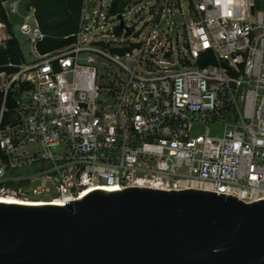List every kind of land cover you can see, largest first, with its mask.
<instances>
[{
    "label": "built area",
    "instance_id": "obj_1",
    "mask_svg": "<svg viewBox=\"0 0 264 264\" xmlns=\"http://www.w3.org/2000/svg\"><path fill=\"white\" fill-rule=\"evenodd\" d=\"M112 1L83 0L73 40L41 52L26 0L19 31L33 58L0 73V195L59 204L137 186L264 199V0H189L179 26V0H149L130 28L137 0L108 15ZM20 3L2 2L8 18ZM108 19L124 39H106ZM10 36L0 21V45Z\"/></svg>",
    "mask_w": 264,
    "mask_h": 264
},
{
    "label": "water",
    "instance_id": "obj_2",
    "mask_svg": "<svg viewBox=\"0 0 264 264\" xmlns=\"http://www.w3.org/2000/svg\"><path fill=\"white\" fill-rule=\"evenodd\" d=\"M0 264H264V199L136 186L0 202Z\"/></svg>",
    "mask_w": 264,
    "mask_h": 264
},
{
    "label": "trees",
    "instance_id": "obj_3",
    "mask_svg": "<svg viewBox=\"0 0 264 264\" xmlns=\"http://www.w3.org/2000/svg\"><path fill=\"white\" fill-rule=\"evenodd\" d=\"M0 0V21L6 25L10 38L4 46L0 45V73L9 75L16 71L17 66L24 60L20 45L13 34L12 25L7 17ZM129 0H113L108 8V15L119 13ZM83 0H27V8L32 7L34 18L45 37L38 43L41 52L69 44L71 36L77 29V24ZM16 92L8 91L5 98L7 111L3 113V122L6 123L12 116L15 108ZM3 102V92L0 91V107Z\"/></svg>",
    "mask_w": 264,
    "mask_h": 264
},
{
    "label": "rangeland",
    "instance_id": "obj_4",
    "mask_svg": "<svg viewBox=\"0 0 264 264\" xmlns=\"http://www.w3.org/2000/svg\"><path fill=\"white\" fill-rule=\"evenodd\" d=\"M146 1H149V0H137L133 3V5L131 6V9L129 11H124V18L126 20V23H125L126 27H128V28H130L131 26L140 27L142 25L140 17L143 15V13L139 16V14H135V10L138 7L144 5L146 3ZM179 1H180V8H178V11H174V15H173L177 21L178 26H179L180 20L184 21V23H187L189 20V13H188L189 0H179ZM25 2H26V0H21V3L19 5L20 16L16 15V14H11L9 16V20H10L11 25H12L13 34L16 37V39L20 45L24 59L30 60L33 58V55L30 53L29 42H28L26 36L21 34L19 31V25L23 19L22 16L27 14L25 9H24ZM107 4L108 3L106 2L105 6ZM105 6L103 8H100V2L97 1V3L95 4L93 9H95L97 11L100 10L101 12H105ZM139 20H140V22H139ZM30 23L32 24L33 21L30 20ZM116 23H117L116 20L108 19L107 23L104 25V29H106V34L108 35L106 37V39L110 40L112 43H114V41L118 42V41L124 39V33L123 32L121 34H119L117 32H116V34H112L111 31H107V29L109 28L110 25L114 26ZM100 71H101V69H100ZM209 127H210V134L211 135H222V132H223L222 126L210 124ZM200 130H202V128H200ZM30 198L31 199H40V198H44V197H42V196H39V197L31 196Z\"/></svg>",
    "mask_w": 264,
    "mask_h": 264
},
{
    "label": "bare ground",
    "instance_id": "obj_5",
    "mask_svg": "<svg viewBox=\"0 0 264 264\" xmlns=\"http://www.w3.org/2000/svg\"><path fill=\"white\" fill-rule=\"evenodd\" d=\"M105 191H110L109 189L102 188ZM86 193V192H85ZM0 202H10V203H16V204H24V205H43L44 202H35V201H29V200H22L15 197L0 195ZM59 204H65V202H61Z\"/></svg>",
    "mask_w": 264,
    "mask_h": 264
}]
</instances>
